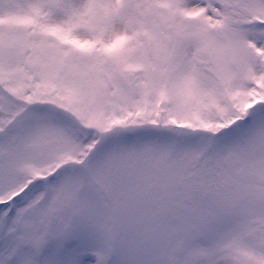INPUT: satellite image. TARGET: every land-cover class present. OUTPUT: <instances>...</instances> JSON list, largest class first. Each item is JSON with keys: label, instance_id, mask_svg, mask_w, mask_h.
<instances>
[{"label": "snow or ice", "instance_id": "obj_1", "mask_svg": "<svg viewBox=\"0 0 264 264\" xmlns=\"http://www.w3.org/2000/svg\"><path fill=\"white\" fill-rule=\"evenodd\" d=\"M0 264H264V0H0Z\"/></svg>", "mask_w": 264, "mask_h": 264}]
</instances>
